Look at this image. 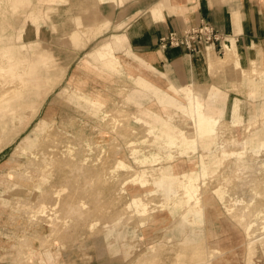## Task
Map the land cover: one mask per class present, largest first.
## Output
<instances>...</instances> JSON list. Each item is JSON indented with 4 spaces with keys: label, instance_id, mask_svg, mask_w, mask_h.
Wrapping results in <instances>:
<instances>
[{
    "label": "rangeland",
    "instance_id": "374dc122",
    "mask_svg": "<svg viewBox=\"0 0 264 264\" xmlns=\"http://www.w3.org/2000/svg\"><path fill=\"white\" fill-rule=\"evenodd\" d=\"M92 1L69 0L65 4L54 6L52 10H49V16L45 25H43L45 35L40 36V10L33 0H0V67L3 66L2 68L7 69V65L10 64L11 58L5 53V48H7L8 53L14 56L20 63L18 68L20 71L13 67L15 69L14 79L22 80L23 83L17 92H9L0 100V264H53V260H55L54 264H193L198 260V256L193 254L194 250L164 253L161 258L148 257L160 247L157 244H161L163 248H170L174 246L173 243L175 241H180L184 239L186 234L192 233L191 229L185 228L184 230L181 226V217L168 222L167 216L164 217L162 215L158 216L154 222L142 226L135 224L133 222L134 219L129 222H118L114 225L115 235L107 237L106 242H104L103 235L106 233V229L102 226L101 232L95 233L92 236L83 234V236L79 237L83 232L82 229L73 228L70 230L72 236L64 241L57 239L43 245L41 240L36 238L32 243L26 241V243L15 244L16 239L33 232V228H31L32 223L27 220L32 219L31 216H28L29 213H37V207L32 206L31 202L40 203L37 195L28 194L24 196V193L30 192L31 187L27 177L39 175L40 169L32 162L34 160H30V152L25 150L26 148L22 146V143L35 128L42 127H49L55 131L57 129L59 134L58 136L49 135L52 131L49 130L48 135H36L34 137L36 144L43 141L59 145L90 144L109 147L110 142H104L103 139L110 140L114 137L117 138V144L115 145L117 149L121 147V143H128L130 156L136 164V170L133 173L136 177L138 175H146L148 169L144 167L151 165L143 163V160L146 163L154 160L157 164L154 168L163 170V167L169 166L177 158L189 156V149L195 147V151L193 150L192 152V164H190L193 168V173L198 175V177L194 180L192 193L189 194L193 196V199L183 200V206L186 205L193 209H198L200 206L206 208L208 213L206 226L210 222L209 216H212L214 219L213 228L220 236L224 227L227 226L231 229V234L235 235L237 239L241 240L243 238V246L239 247V249H224L223 247L213 246V243L209 241L211 246H208L209 248L204 247L206 249L202 250L204 251V255L207 256L206 264H232V259L238 258V252L242 254L241 257L243 258L242 260H245V264H248L249 257L247 252L249 240L250 237L257 236L258 231L251 230V233L247 231L242 221H235L232 218L231 211L240 205L241 210L246 211L247 207L245 203L249 205L250 209L261 208V198L257 197V195L263 193L252 191V184L248 181L247 177L239 178L240 183H245L244 190L239 189L235 185L231 187V175L227 173L230 170L228 166L234 162H241L244 165L260 162L264 166V117L258 120L256 124L254 119L248 118L249 112L252 109L251 104H247L243 110L242 103L236 100L232 105H222L214 102L209 109H203L205 107L203 104L196 105V108L203 109L200 113L202 116L208 114L210 118L200 119L199 121L194 120L192 123H189L190 120L187 119V116H189L187 112L190 111L188 108L184 110V107L181 108L182 111H179L178 115L184 116L186 120L178 119L173 123V126L172 118H169V114L160 113L163 118L161 120L157 119L160 122L159 127L143 118L139 120L133 119L132 115L134 113H138L140 117L142 116L134 106L122 103V98L131 89L130 86L135 85L139 92L147 96L148 94L151 96L153 94L149 99L156 101L158 96L162 97L166 95V90L160 87L145 88L144 79L135 73L134 65L132 64L135 55L130 51L125 54V51H121L120 46L113 42L108 41L95 52H92L96 60L93 61L94 63H86L87 55L85 54L88 51L93 50L107 40H111L114 34H120L116 33L118 29L114 26L115 21H113V24L105 33L93 40L85 49H79L70 44L68 34L66 33L74 27V24L70 23V16L82 13L79 5L73 4L81 2L89 4ZM21 3L23 4L20 5ZM92 4L94 3L92 2ZM28 7H32L30 12L27 11ZM84 11L85 15H82L83 18L89 20L87 22L84 20L85 24L87 26L98 24L100 29L96 31V34L102 32L106 27V23L102 25L99 23L101 19L105 18L100 7L94 4L90 9L84 8ZM23 13L26 14L25 18L23 17ZM40 41L53 49L63 66L68 65L64 71L66 74L65 80L48 97L36 118L34 117L37 115V111L35 114L32 113L35 115L33 118L26 111H22L24 117L30 116L26 119L10 118L8 120L6 119L8 116H21V114L14 113L12 115L3 112V109H1V106L4 104L3 102L8 101L10 97H19L21 99L20 93L25 88H27V91L30 90V92L34 93L33 89L29 87L31 82L28 78L33 72L35 62L22 55L23 50L21 49L30 47L32 42L39 43ZM45 54L56 59L51 52H45ZM127 57L131 60L129 61ZM95 62L98 68H96ZM103 63H107L108 71H110L109 69H113L116 73L113 72L110 75L109 72L103 69ZM121 65H125L128 71L120 72ZM222 73L224 72L217 73V78H215L216 76H210L205 82H214L216 79L220 80L221 75H223ZM128 75L135 77L134 82L127 80ZM225 85H229L228 80H226ZM36 88L38 87L36 86ZM124 89L126 90L125 94ZM231 93L233 96H238L246 102L247 95L245 91H237L235 89ZM218 94L219 92L214 90L211 96L209 95L208 100L218 101ZM97 96H101L102 98L103 107L100 110H103V112L114 113L113 109L118 107L124 108L123 106L126 107L124 109L129 111L130 117L125 122V126L128 128L127 134L125 133L126 130H123L126 135L121 130L109 128L107 125L108 120L76 118L77 113H87L96 108L92 100ZM210 97L214 98L210 99ZM216 97L218 98L216 99ZM107 100H112V102L108 103L106 102ZM153 104H157L156 106H159L162 111L165 109V106H168V104H159L158 102ZM100 106L98 104L97 107L99 108ZM262 106L264 108V102ZM50 107H54L57 113H54L51 119L41 120ZM226 111L229 112L225 113ZM217 112H221L220 118ZM226 116H232L233 119H228ZM262 116H264V111ZM172 127H176V132H180V134L172 135ZM260 132L261 135H259ZM51 137L62 138L65 142H61L59 138L54 141ZM89 137L91 141L86 140ZM201 143L207 145L206 151H200ZM30 145L27 147H30ZM16 149H18L17 152H15ZM137 149H140V151ZM13 153L14 155L11 157ZM108 153H115V151H109ZM40 154L43 156V152H40ZM182 160L179 159L178 162ZM15 161L17 163H14ZM201 167L203 168L202 179L207 181L202 185L199 183ZM78 171L79 174L83 173L80 169ZM255 172L258 174L257 177L261 178L264 173L263 167L260 169L255 168ZM48 175L49 180L47 179V181L49 183H46L45 186L52 184L57 186L61 184L58 174L55 176L51 170ZM86 175L90 176V172ZM56 177L58 178L56 179ZM257 177L250 180H256ZM85 179V176L79 177L75 186L72 184V188L75 187L76 190L74 192H65L64 205H62L61 209L64 207V212L66 213L65 220L67 221L75 219L74 216L69 215L72 208H75L70 203L73 201L75 195L77 197L83 196L81 194H84V192L78 189V187L79 185L86 186L85 182H83L86 181ZM69 184L71 185V183ZM160 186L162 185L160 184ZM204 193H207V199H197ZM88 194L87 192L86 195L89 196ZM23 197V200L18 199H22ZM251 199L254 200L252 201ZM47 200L51 201V197ZM101 200L104 203L107 199ZM178 202L179 200L172 201L174 203L173 206L178 205ZM11 208H15L17 211L16 215L19 216L17 217V222L13 220L12 224H10ZM222 209H225V211L223 212ZM113 210L115 211L116 209ZM194 213L196 214L189 215V218L192 219L193 223L200 222L199 215L197 212ZM243 217L244 215H240V218ZM33 218L38 221L40 220L39 216ZM223 219L226 220L223 221ZM223 222L225 224H222ZM38 228L43 233L50 232L47 226ZM200 231L203 235L204 228L201 227ZM122 232L124 234L123 238L120 236ZM196 232L198 233V230ZM118 234L119 239L117 241ZM257 246H260V244H257ZM149 247L151 248L148 249ZM260 251V248L255 251V254L251 258L253 260L249 264H258L264 260V255L262 253L259 254ZM32 252L31 256L33 258H30L29 255ZM30 259H34L33 262H30ZM235 264H239V261H236Z\"/></svg>",
    "mask_w": 264,
    "mask_h": 264
},
{
    "label": "crops",
    "instance_id": "0c3cea01",
    "mask_svg": "<svg viewBox=\"0 0 264 264\" xmlns=\"http://www.w3.org/2000/svg\"><path fill=\"white\" fill-rule=\"evenodd\" d=\"M68 1L69 0H33V2H35L34 4L39 6L40 10V36L45 35L43 25H45L49 16V10H52L56 5L65 4ZM92 2L97 4L101 11H103L105 18L101 19L99 23H101V25L106 23V27L102 32L96 34V31L100 29L98 24L87 26L82 13L79 15H71L70 23L74 24V27L67 32L65 31L68 34L70 44L79 49H85L93 40L105 33L111 27L113 21H115V28L118 29L116 33L120 34H114L111 40L101 43L93 50L88 51L85 55L95 52L108 41L113 42L118 44L121 51H125V54L130 51L135 57H138L156 72L163 75L169 83L177 88L185 87L186 89L198 90L204 94L207 100L209 95L211 96L213 91L216 90L219 92V99L218 101L211 100L213 103L217 102L222 105H232L238 100L242 103L244 107L243 110L247 104H251V106L255 104L257 111L255 119H257V121L261 120L263 117L262 103L264 102V97L250 98L247 95L248 87L243 86L241 80L246 72L256 71L257 67L261 69L262 75L264 76V0H93ZM92 2L89 4L81 2L73 5H79L80 9H90V7L94 5ZM31 9L32 7H28L27 11L30 12ZM23 14L25 18L26 14ZM201 20L212 23L220 32L230 35L229 46L234 53V65L236 64L238 67V69L236 68L237 70H235L236 77L227 73L229 69L212 68L211 61L216 62L219 57H224L218 55L213 48H209L203 55L199 54L195 56L181 48L163 49L160 47V38L162 36L167 35L173 30L183 31L187 27L199 25ZM81 40L85 41L86 45ZM21 50H23L22 55L35 62L33 65V72L28 78L31 82L29 87L33 89L34 93L30 92V90L27 91V88H25V90L20 93V104L12 108L15 112L9 110L11 107L8 108L7 111V107L13 104L12 97L8 98V101L3 102L4 104L1 106L3 112L12 115L14 113L21 114V116H8L6 117L8 120L10 118H28L30 115L24 117L22 111H26L30 114V112H32L30 107L32 105L36 106V110H34L33 113L35 114L37 111V115L31 116L32 118L34 116V118H36L41 112L48 97L65 80L66 74L64 71L66 67H68V65L63 66L60 62V58L55 54L53 49L44 45L41 41L39 43L32 42L30 47L28 46ZM45 52H51L56 57V63L46 64L45 59H43ZM128 60L130 61L131 59L128 58ZM121 71H128L125 65H121L120 72ZM221 72H224L220 77L221 81L216 79L214 82H205L210 76L215 77L217 73ZM223 76L224 79H222ZM49 77L58 78V84L51 90L47 84V79ZM217 77L218 76L215 78ZM127 80L134 82L135 77L128 75ZM226 80L229 81L228 86L225 85ZM251 82H253V79L249 78L248 84H251ZM36 86L38 88H36ZM65 87H67V85H65ZM130 87L131 89L128 90L127 93L124 89V94L126 93V95L122 98V103L134 106L142 116L140 117L138 113H134V115H132L133 119L139 120L143 118L158 127L160 126L158 120L163 118L160 113L170 115L169 118H172V126L178 119H185L184 116L178 115L179 113L173 110L174 105L172 106L173 111L171 113H164L159 106H156L157 104H153L158 102L159 104L163 103L169 105L167 101H161V99H166L165 95L162 97L158 96L157 101L154 99L151 100L149 97H152L153 94L152 96L150 94L147 96L139 92L135 85ZM235 89L237 91H245L248 101L246 100L245 102V100L240 97L233 96L231 92ZM181 93L184 95L183 91H181ZM213 98L214 97H210V99ZM217 98L218 97H216V99ZM106 102L109 103L112 102V100H107ZM116 102L120 103L118 101ZM123 107L126 108L125 106ZM166 107L168 106L164 108ZM225 107L228 109L227 106ZM155 108L158 109L156 112L154 111ZM124 110L130 114L129 111L126 109ZM227 112L229 111L225 113ZM54 113H57V111L54 110V107H50L41 120L53 118L52 115ZM187 113L188 115L191 114L190 112ZM77 114L76 118L78 119L104 121L112 120L114 115L112 112H103V110L100 112L90 110L87 113ZM226 118L233 119L232 116H226ZM49 130L52 129L49 127L35 128L22 143V146L26 148L25 150L30 152V160H34L36 163L34 161L32 162L40 169L39 175H30L27 177L31 187L30 192L24 193V196L28 194L37 195V199L40 203H35V201L31 202L32 206L37 207V213H29L28 216H31L32 219L27 220L32 223L31 228H33V232H30L31 234L25 235L22 238L16 239L15 244H21L22 242L26 243V241L32 243L36 238L40 239L43 245L50 241H56L57 239H62L64 241L72 236L70 230L73 228L82 229L83 232L79 237L83 236V234L92 236L95 233H100L102 226L106 229V233L103 234L105 240L103 241L106 242L107 237L115 235L114 225L118 222H129L134 219L133 222L135 224L142 226L154 222L158 216L162 215L164 217L167 216L166 219L168 222L178 217L185 219L187 224L185 228L191 229L192 233L196 234V239H189L192 233L186 234L184 239L175 241L173 243L174 246L184 248L194 244L205 247L209 246L207 238L208 226H206L208 220L207 209L202 206L198 209H193L186 205L183 206V200L193 199V196L189 194L192 193L194 180L198 177V175L193 173V168L191 166L193 159L192 152L193 150L195 151V147L189 149V156L177 158L172 161L169 166L163 167V170L154 168L157 166L154 160L148 163L143 160V163L151 165H146L144 167L148 169L146 175H138V177H136L133 174L136 170V164L130 156V147L128 143H121L119 149L115 148L116 146L112 147L111 139L107 140L105 138L103 141L110 142L109 147L90 144H49L41 140V143L36 144V139L34 137H36V135H48ZM56 132L59 134L57 129ZM173 134H180V132H176V127H172V135ZM227 135H229V133H227ZM259 135H261V132ZM86 140L91 141L90 137ZM99 141L101 142V140ZM29 145L30 147H27ZM249 145L251 144L249 143ZM206 147V144L201 143L200 151H206ZM18 149H16L15 152H17ZM137 150L140 151V149ZM109 151H115V153L109 154ZM40 152H43V156H41ZM14 153L11 157H13ZM26 157L28 159L27 155ZM179 159L183 160L178 162ZM14 163L17 162L15 161ZM80 168L87 169V173L90 172V176H85V180L88 179V183L90 184L89 188L86 190L78 187V189L84 192V194L81 195H86L88 192L90 194L89 197L96 196L100 199H107L104 201L105 204L109 201L113 202V204H115V209L120 211V214H118L116 218L109 220L105 217V220L96 222L89 221V223H80L75 219L65 220L66 213L64 212V207L61 209L62 205H64L65 192H74V190H76L75 187L72 188V184L75 186L78 181L77 179L79 177H84L82 174H79L78 170ZM51 170L55 176H57V174L59 175V179H61L60 185L54 186L52 184L45 186L46 183H49L47 179L49 178L48 174ZM102 175L101 184L103 187L92 186L93 182H97V179ZM199 176V183L201 185L207 182L202 179V167ZM57 178L58 177H56V179ZM69 183H71V185ZM160 184L162 186H160ZM102 194H106L107 196ZM49 197H51V201L47 200ZM79 197L74 196L70 204L74 206L75 201H77ZM18 199L23 200L24 197ZM197 199H207V193L200 195ZM175 200H179V202L178 205L173 206L174 203H172V201ZM11 210L10 224L13 223V220L17 222V217H19L16 215L17 211L15 208H11ZM222 211L224 212L225 209H222ZM194 212H197L200 217V222L198 223H193L192 219L189 218V215L192 216L196 214ZM143 214H150V217L146 220H141L139 217ZM35 216H39L40 220L34 219L33 217ZM42 226H47L50 232H41L38 227ZM201 227L204 228L203 235L200 233ZM197 230L198 233L196 232ZM120 236L121 238L124 237L123 232ZM118 239L119 234L117 241ZM157 245L163 247L161 244ZM150 248L151 247L148 249ZM32 254L33 252L29 255L30 258ZM241 255L242 254L238 252V258L232 259V264H235L236 261H239V264H245V260H242L243 258ZM33 260L34 259H30L29 261L33 262ZM52 262L54 264L55 260ZM258 264H264V260Z\"/></svg>",
    "mask_w": 264,
    "mask_h": 264
},
{
    "label": "bare ground",
    "instance_id": "6f19581e",
    "mask_svg": "<svg viewBox=\"0 0 264 264\" xmlns=\"http://www.w3.org/2000/svg\"><path fill=\"white\" fill-rule=\"evenodd\" d=\"M23 3H21L20 5H22ZM82 10V15H85V11L84 8H81ZM85 20V19H84ZM86 22L89 20H85ZM41 30V29H40ZM79 37V36H77ZM81 39V37H80ZM80 41V40H78ZM82 42L85 41L81 40ZM229 41V40H228ZM225 42V54L224 55H220V56H224V57H219L218 60L216 62H212L211 61V66L213 69H229V74L235 76V70L238 69V67L236 66V64L234 65V53L233 51L230 49V44L229 42ZM75 43V42H74ZM80 43V42H79ZM83 44V45H84ZM86 45V44H85ZM82 48V46H81ZM209 49V48H208ZM211 49V47H210ZM5 53L8 57L11 58L10 60V64L7 65V69H4L2 67H0V100L4 97V95H6L9 92L15 93L18 91V89L20 88V86L23 84L22 80L19 79H14V71L15 68H17L18 71H20L18 68L20 66V63L16 60V58L14 56H12L11 54L8 53V49L5 48ZM219 55V54H218ZM45 59V63L47 64V62L50 63H56V59L50 57L48 54H45L44 58ZM96 60V57L93 56V53L87 54V58H86V63H94L93 61ZM134 62H132V64L134 65V70L135 73L138 74L142 79H144L145 81V88L149 89V88H155V87H160L164 90H166V99H161V101H167L169 103L168 107H166L163 111L164 113H171L173 110H175L176 112H179V110H181L182 107H184L186 110V108H188V110L190 111V115L187 116L188 120H190L189 123H192L194 120H200V119H209V115L207 114L206 116H202L200 113L203 111V109H209L210 106H212L213 102L211 100H207L204 97V94L198 90H194V89H186L185 87L182 88H177L175 86H173L171 83H169V81H167L165 79V77L163 75H161L160 73L156 72L152 67H150L148 64H146L145 62H143L142 60H140L138 57H135ZM96 64V62H95ZM103 69H105L107 72H109L110 75L113 74V72H115L113 69H109L110 71L107 70V63H103L102 65ZM96 68H98L97 64H96ZM100 68V67H99ZM237 68V69H236ZM102 69V68H101ZM13 73V74H12ZM116 73V72H115ZM113 77V76H111ZM249 78L253 79V82H251V84L249 83ZM224 79V76L223 78ZM47 84L50 87V90L56 86L58 84V78H52L49 77L47 79ZM241 84L243 86L248 87V92L247 95L250 98H256V97H260V96H264V76L262 75V71L259 67H257L256 71H251V72H246L243 79L241 80ZM100 85V82H99ZM235 86V85H234ZM181 91H183L184 95L181 93ZM13 100V104H10L7 107V111L8 108H10V111H14V109H12L15 105H19V97L16 98H12ZM95 103L96 108L93 110L95 112H100L101 108L103 107V101L101 96H97L95 99L92 100ZM188 102V103H187ZM101 106L98 108L97 106ZM201 105L203 104V106H205L203 109L200 108H196V105ZM173 110H172V106ZM36 106H31L30 110L32 112H30V115H33V111L36 110L35 108ZM158 109H154V111L156 112ZM183 110V111H184ZM114 112V116L112 120H108L107 125L109 128L113 129V130H121L123 134H127V127L125 126V122L126 120L130 117L129 114L123 109V108H115L112 110ZM262 111H264V108L262 106ZM15 112V111H14ZM193 112V114H192ZM33 113V114H32ZM256 105L253 104L252 105V109L249 112V118H252L255 120V123L257 124V119L256 118ZM217 114H219V118L221 117V112H217ZM264 117V116H263ZM218 120V119H215ZM123 130H126V132L124 133ZM125 134V135H126ZM50 135H54V136H58V133L56 131H51ZM59 138V137H51V139H53L54 141ZM61 142H65L64 139L59 138ZM49 140V139H48ZM112 141V147H114L117 144V138H111ZM32 165V164H31ZM229 172L227 174L231 175V187H233V185L237 186L239 189L244 190V186L245 183H240L239 178L241 177H247L251 182V189L252 191H256V193H263V194H259L257 195V197L261 198L260 201V207L261 208H251L249 207V205L247 203H245L246 205V211H242L241 210V205L238 206L236 209L231 211V215L232 218L235 219V221H239L243 223L245 229L247 231H249L251 233V230L254 231H258V235L254 236V237H250L249 240V246H248V257H249V263L253 260L251 259L253 257V255L255 254V251L260 248L261 251L259 252L262 253L264 255V173L263 176L261 178L257 177L258 174L255 172V168L260 169L261 167H263V172H264V166L261 165L260 162H257L256 164L251 163L249 165H244L241 162H237V163H233L230 164L229 166ZM80 170L83 171L82 176H87V169L84 168H80ZM254 177H257L256 180H250ZM103 175L101 177H99L97 179V182H93L92 186H96V187H103L101 184ZM86 186H79L82 189H86L89 188L90 184L88 183V179L85 182ZM102 189V188H101ZM98 191V190H96ZM90 195V194H88ZM76 196V195H75ZM92 198V199H91ZM94 199V201H93ZM99 200V201H98ZM252 201L254 199H251ZM251 201V202H252ZM92 203V204H91ZM75 208L73 207L71 212L69 213V215L74 216L76 221H79L80 223H89V221L91 222H96V221H100V220H105V217H107V219L112 220L114 218H116V216L118 214H120V211L117 210H113L115 209V204H113V202H108L107 204L103 203V201L96 196H87V195H83L81 197H79L77 199V201H75L74 203ZM243 206V205H242ZM114 207V208H113ZM112 208V209H111ZM114 211V212H113ZM240 215H244L243 218H240ZM110 217V218H108ZM150 217V214H143L141 215L139 218L141 220H146ZM213 217L209 216V224H208V228H207V238H208V242H212L213 246H219V247H223L225 248H238L243 246V238L240 240L239 238L237 239V237L233 234H231V229L227 226L224 227L223 231H222V235L220 236L218 232L215 231V229L213 228L214 224H213ZM226 219H223V221H225ZM90 222V223H91ZM222 224H225L224 222ZM181 226L183 228H185L187 226L185 219L182 218V224ZM199 237V236H198ZM189 239H196V234L192 233L191 237ZM209 242V246L210 245ZM257 244H260V246H257ZM205 246H199V244H194L192 246H189L187 248L184 247H178V246H173L170 248H163V247H158V249L154 252H152L148 257L150 258H155V257H159L161 258V256L164 253H175V251H188V250H194L193 254L198 256V260L195 261L193 264H206V260H207V256L204 255V251L206 248H204ZM209 248V247H207ZM197 249V251H196ZM199 249V250H198ZM166 251V252H165ZM218 257V256H216ZM248 263V264H249ZM153 264V263H151Z\"/></svg>",
    "mask_w": 264,
    "mask_h": 264
},
{
    "label": "built area",
    "instance_id": "2783aa9c",
    "mask_svg": "<svg viewBox=\"0 0 264 264\" xmlns=\"http://www.w3.org/2000/svg\"><path fill=\"white\" fill-rule=\"evenodd\" d=\"M229 37V34L220 32L212 23L201 20L199 25L187 27L183 31L173 30L162 36L160 47L163 49L181 48L195 56L203 55L211 47L219 55H224V44Z\"/></svg>",
    "mask_w": 264,
    "mask_h": 264
}]
</instances>
